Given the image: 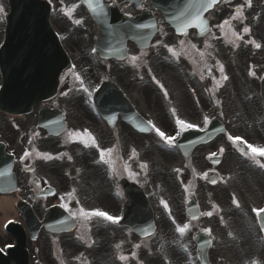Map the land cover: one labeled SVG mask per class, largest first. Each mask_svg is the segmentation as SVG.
Wrapping results in <instances>:
<instances>
[{"label":"rangeland","instance_id":"374dc122","mask_svg":"<svg viewBox=\"0 0 264 264\" xmlns=\"http://www.w3.org/2000/svg\"><path fill=\"white\" fill-rule=\"evenodd\" d=\"M53 1L55 3V16L53 18L54 24L63 25L66 28L67 24L62 22L61 16L64 19L69 20L67 33L73 35L78 41L79 48H77V51L80 53L81 63L84 67H93L97 69L95 66H92L91 59L86 55L89 48V28L87 29L88 23L86 24L84 12L72 2L73 0ZM66 3L71 6L74 5V7H67L65 5ZM228 3H231L232 7L235 5L240 7V14L232 16L233 12L231 11V7L230 11L227 12L221 20H231L234 23V32L239 35L240 39H244V41H249L250 36L253 35L254 32L258 37V41L262 44V47H264V0H224V4ZM0 9H3V11H0L1 41L4 15L7 11V0H0ZM247 9L250 11L247 12ZM62 11H65L66 15H62ZM223 13L224 12L220 11L212 13V23H214L215 18L220 17ZM76 21H81V23H76ZM246 24H252V31L250 30V33L245 31L239 32V30L245 29ZM262 51H264V48ZM238 67L239 65L236 66V69ZM255 75L256 72H254V76ZM234 82L236 85H234ZM79 87H84V85L76 86V88ZM237 89L238 93L241 94H246V92L252 93L253 96L256 94V84L253 85L251 81L243 79L238 75L237 82L233 81V90L236 91ZM250 95H248V99L240 101L241 104H245L247 107V116L243 117L241 116L242 114H239L241 118L233 123L226 124V126L228 127V131H242L243 134H246L256 140L257 137L261 136L262 130L261 128H258L257 123H255L257 120V112L255 110L256 105L250 99ZM188 108L198 109V106L193 105L188 106ZM232 110L235 109L232 107ZM246 118L251 120L253 124L248 122ZM22 126L23 121L20 118H9L8 116L0 113V139H4L8 143L11 142L18 145L20 142L18 137L21 134ZM124 135L126 141H129L133 145H137L135 152L136 156L140 159L139 163H144L143 157L147 159L150 153L153 154L155 163L166 169V178L162 181L167 183L168 189L175 193V195H178V187L174 181V174L171 170L173 166H178L179 160L176 155L172 152H166L163 149L156 147L151 137L132 136L129 130L125 131ZM147 141H151V144H148ZM11 146L15 147V145L12 144ZM142 147H144L146 151H142L143 156L140 154V149H142ZM228 154L233 156L232 153ZM198 162L200 164V161ZM239 168H241V172H245L243 182L238 183L234 179V182L231 184V187L237 192L238 189H243L246 186L248 177L247 167L245 165H239ZM236 170L237 166H235V161L231 159L229 171H231L232 174L237 175L239 172H236ZM234 190L230 191L235 192ZM235 195H237V197L239 196L237 193ZM248 196L250 195L248 194ZM177 197L179 198V195ZM199 198L201 202V217H199L198 222L194 223L188 231L181 234L177 231H173L170 228V223L166 219L160 217V234L158 233L151 241L141 242V259L139 260V258H135V264H197V262L194 261V256L192 254L194 247L193 235L198 227L206 229L213 240L210 249V259L214 264H224L223 258L234 259L236 262L235 264H249L251 261L253 264H264V252L260 246V238L258 236L256 238L255 235L248 231L250 216L247 214V210L242 203L243 200L236 197H230L232 202L236 201L238 210H234L233 208H235V206L232 203H229V197H227L226 194L219 196L217 188L208 186H200ZM215 198L218 200L216 201ZM170 201L173 212L176 216V218L172 220V224L175 225L181 218V206L179 200H175L173 196ZM239 202H241V205ZM223 208L225 211H223ZM209 212L211 215H206V213ZM9 215L14 217L15 220L18 217L15 211ZM2 218L3 215L0 212V222L2 221ZM162 219H164V221H162ZM225 231L227 237L224 235ZM229 239H233V241L229 242ZM237 240L241 243V245L237 246ZM164 241H168V243H165ZM8 242V236L3 234L0 230V244L4 245L8 244ZM45 242H47V240ZM145 243H148L150 246L146 247ZM131 247L132 245L128 240L124 246L121 244L118 245L119 254L125 264H132V256L127 252ZM83 250L84 249L80 252L82 253ZM175 251L178 253H175ZM181 253H184L183 257ZM146 254L147 256H152L151 263H149V259L146 258ZM104 257V250L101 249L97 251L94 254L93 264H107L104 262ZM184 259L188 262H183ZM257 261L258 263H256Z\"/></svg>","mask_w":264,"mask_h":264},{"label":"snow or ice","instance_id":"6c2138e0","mask_svg":"<svg viewBox=\"0 0 264 264\" xmlns=\"http://www.w3.org/2000/svg\"><path fill=\"white\" fill-rule=\"evenodd\" d=\"M89 3L91 4L92 3V0H89ZM0 11H3V9H0ZM193 22H197V26H200V25H203L204 21L202 20V18L199 16V14H197L195 17L192 18V20H190L188 23H193ZM76 23H81V21H76ZM224 24L227 25L228 24V21H224ZM223 27V26H221ZM245 32H248L249 29L245 28L244 29ZM239 38V37H237ZM256 47H260L259 45H256ZM171 51V50H170ZM136 58L133 57V60H135ZM222 67H221V71H222ZM226 79V77H225ZM205 122H207V118H205ZM149 123L151 124V122L149 121ZM176 123L180 126V131L183 132L184 130H187V129H192L194 127H196L195 125H192L190 123H185L183 120H180V119H177ZM154 127V126H153ZM156 133L163 139L165 140L169 145H174L175 143V140H176V137L175 136H166L164 132L160 131V129H155ZM180 133H177V135H179ZM230 139H232V137H229ZM236 139H239V138H236ZM93 142L95 143V141L93 140ZM98 147V145H97ZM248 147L251 149V153L252 154H259V155H262L264 156V149H257L256 147H253L252 145H248ZM221 151H223L221 149ZM27 155V153L25 154ZM100 155H101V159L104 158V155H105V150H101L100 152ZM214 155V154H213ZM144 167H146V165H144ZM234 203H236V201H234ZM165 207H167V205L165 204ZM83 211V210H82ZM254 211L257 212V216L258 218L260 217V213L261 212H264V209H259V210H256L254 209ZM85 215H87V213H84ZM92 215H95V216H99V217H103L104 219L106 220H109V221H112L113 223H116L118 222L119 218L117 217H113L111 215H109L108 213L106 212H102V211H94L93 213H91ZM206 215H211V213H206ZM188 225H184L183 227L177 225V228L176 230L183 234L185 232V230L187 229ZM123 258V257H122Z\"/></svg>","mask_w":264,"mask_h":264},{"label":"bare ground","instance_id":"6f19581e","mask_svg":"<svg viewBox=\"0 0 264 264\" xmlns=\"http://www.w3.org/2000/svg\"><path fill=\"white\" fill-rule=\"evenodd\" d=\"M13 199L9 197H0V212L3 215V219L9 217L12 213Z\"/></svg>","mask_w":264,"mask_h":264},{"label":"water","instance_id":"95a60500","mask_svg":"<svg viewBox=\"0 0 264 264\" xmlns=\"http://www.w3.org/2000/svg\"><path fill=\"white\" fill-rule=\"evenodd\" d=\"M14 12H15V13H18V14H21V12H20V8H19V7H15V8H14Z\"/></svg>","mask_w":264,"mask_h":264},{"label":"flooded vegetation","instance_id":"af4514ba","mask_svg":"<svg viewBox=\"0 0 264 264\" xmlns=\"http://www.w3.org/2000/svg\"><path fill=\"white\" fill-rule=\"evenodd\" d=\"M32 161V160H31ZM49 173L50 174H52V175H54V171L51 169V170H49ZM92 176V175H91ZM92 188H93V186H91Z\"/></svg>","mask_w":264,"mask_h":264}]
</instances>
